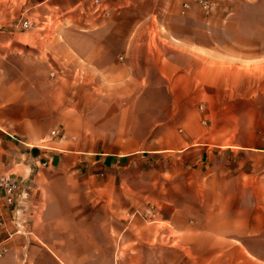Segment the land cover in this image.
Returning a JSON list of instances; mask_svg holds the SVG:
<instances>
[{
    "label": "crops",
    "instance_id": "1",
    "mask_svg": "<svg viewBox=\"0 0 264 264\" xmlns=\"http://www.w3.org/2000/svg\"><path fill=\"white\" fill-rule=\"evenodd\" d=\"M94 8L0 0V176L29 190L0 264H264V0Z\"/></svg>",
    "mask_w": 264,
    "mask_h": 264
},
{
    "label": "built area",
    "instance_id": "2",
    "mask_svg": "<svg viewBox=\"0 0 264 264\" xmlns=\"http://www.w3.org/2000/svg\"><path fill=\"white\" fill-rule=\"evenodd\" d=\"M201 10L208 14L217 6V0H195ZM96 12L100 10L101 0H92ZM184 8L187 4L183 5ZM59 18L48 15L41 22L35 23L27 18H20L18 24L23 30L37 29L42 39H49L55 31ZM49 77L54 79L55 72ZM56 135V132H53ZM27 184L15 180L10 175L0 176V258L7 251L8 244L16 234L24 233L25 203L28 197Z\"/></svg>",
    "mask_w": 264,
    "mask_h": 264
},
{
    "label": "rangeland",
    "instance_id": "3",
    "mask_svg": "<svg viewBox=\"0 0 264 264\" xmlns=\"http://www.w3.org/2000/svg\"><path fill=\"white\" fill-rule=\"evenodd\" d=\"M253 14L258 16L259 11L251 10ZM251 33L255 37L251 40V95L255 96L251 119L254 118L257 128L264 130V19L257 18L251 25Z\"/></svg>",
    "mask_w": 264,
    "mask_h": 264
}]
</instances>
